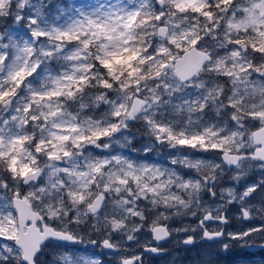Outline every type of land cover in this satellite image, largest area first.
Wrapping results in <instances>:
<instances>
[{
    "label": "snow or ice",
    "instance_id": "snow-or-ice-1",
    "mask_svg": "<svg viewBox=\"0 0 264 264\" xmlns=\"http://www.w3.org/2000/svg\"><path fill=\"white\" fill-rule=\"evenodd\" d=\"M198 244L264 250V0H0V264Z\"/></svg>",
    "mask_w": 264,
    "mask_h": 264
},
{
    "label": "rangeland",
    "instance_id": "rangeland-1",
    "mask_svg": "<svg viewBox=\"0 0 264 264\" xmlns=\"http://www.w3.org/2000/svg\"><path fill=\"white\" fill-rule=\"evenodd\" d=\"M138 146V145H134ZM154 160L159 161L160 157L156 156L154 154L153 157ZM174 226H179L178 223ZM165 248H172V243L169 242L168 244L163 245ZM208 245H197V250H185L181 249L179 251V255L183 258V264H194V261L200 259V257L197 255L198 251L203 252L204 248H207ZM213 251L218 250L217 245H211ZM91 251V249H89ZM97 251H100L97 249ZM264 257V250L260 249H248L244 251H234L230 254H227L225 256H222L221 264H233L234 261L237 260H246L249 262V264H260L261 258ZM107 260H111L112 257L109 255L106 257ZM173 259V255L170 253L169 255H164L162 257H159L157 259L152 258H146V264H170L171 260ZM179 264V262H178Z\"/></svg>",
    "mask_w": 264,
    "mask_h": 264
},
{
    "label": "flooded vegetation",
    "instance_id": "flooded-vegetation-1",
    "mask_svg": "<svg viewBox=\"0 0 264 264\" xmlns=\"http://www.w3.org/2000/svg\"><path fill=\"white\" fill-rule=\"evenodd\" d=\"M168 248V247H167ZM170 249V248H169ZM198 248H196V247H194V248H191L190 250H197ZM147 259H148V257H146ZM157 258H159V257H157ZM156 258V259H157Z\"/></svg>",
    "mask_w": 264,
    "mask_h": 264
},
{
    "label": "water",
    "instance_id": "water-1",
    "mask_svg": "<svg viewBox=\"0 0 264 264\" xmlns=\"http://www.w3.org/2000/svg\"><path fill=\"white\" fill-rule=\"evenodd\" d=\"M154 255V254H153Z\"/></svg>",
    "mask_w": 264,
    "mask_h": 264
}]
</instances>
